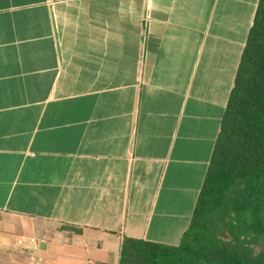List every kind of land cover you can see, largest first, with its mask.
<instances>
[{
  "label": "crops",
  "instance_id": "0c3cea01",
  "mask_svg": "<svg viewBox=\"0 0 264 264\" xmlns=\"http://www.w3.org/2000/svg\"><path fill=\"white\" fill-rule=\"evenodd\" d=\"M258 1L0 0V264L180 244Z\"/></svg>",
  "mask_w": 264,
  "mask_h": 264
},
{
  "label": "trees",
  "instance_id": "16d2710c",
  "mask_svg": "<svg viewBox=\"0 0 264 264\" xmlns=\"http://www.w3.org/2000/svg\"><path fill=\"white\" fill-rule=\"evenodd\" d=\"M119 264H264V0L180 244L125 239Z\"/></svg>",
  "mask_w": 264,
  "mask_h": 264
},
{
  "label": "built area",
  "instance_id": "2783aa9c",
  "mask_svg": "<svg viewBox=\"0 0 264 264\" xmlns=\"http://www.w3.org/2000/svg\"><path fill=\"white\" fill-rule=\"evenodd\" d=\"M28 241L30 243H36L37 239L35 237H27V236H21L18 241L17 244L21 245L23 242Z\"/></svg>",
  "mask_w": 264,
  "mask_h": 264
},
{
  "label": "rangeland",
  "instance_id": "374dc122",
  "mask_svg": "<svg viewBox=\"0 0 264 264\" xmlns=\"http://www.w3.org/2000/svg\"><path fill=\"white\" fill-rule=\"evenodd\" d=\"M261 247H262V243L260 242L258 245L254 247V253L258 254L261 250Z\"/></svg>",
  "mask_w": 264,
  "mask_h": 264
}]
</instances>
